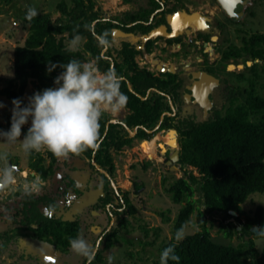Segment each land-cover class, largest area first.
<instances>
[{"label": "trees", "instance_id": "16d2710c", "mask_svg": "<svg viewBox=\"0 0 264 264\" xmlns=\"http://www.w3.org/2000/svg\"><path fill=\"white\" fill-rule=\"evenodd\" d=\"M58 8L61 18L56 22L48 14H38L32 19L24 16V21L29 24V35L24 44L15 49L14 76L1 79L5 86L0 89V97L10 102L19 98L23 107L27 105L25 93L30 83L34 87L32 95L45 88L55 87L54 79L61 69L57 68L49 73V61H95L101 71L111 68V62L104 59L102 49L97 44V38L106 32L99 13L95 11V2L72 0V6H69L62 1ZM76 34L86 39L83 49L69 51L68 42ZM251 54L253 60L264 62V34L253 35ZM116 68L121 76H128L137 91L142 92L131 93L126 82L121 84V91L127 97L126 107L131 111L125 120L126 125L132 130L143 126L145 129L139 130L138 137L142 141L146 140L145 143L152 142L151 138L160 130L175 129L180 135L181 154L178 165L182 166L184 176L172 183L168 192L174 203L181 205V209L174 220L175 236L160 245L162 263L264 264V250L259 254L254 241L255 238H264V208L259 206L251 215L242 208L252 195L264 193V97L256 95L254 90L253 93H229L230 105L225 114H217L211 120L196 122L189 117H182L178 112L176 116H166L161 122L165 112L173 113L165 95L174 100L179 98L180 93H150L148 96L144 92L155 83L140 75L131 58L124 56ZM137 94L143 98L148 97L142 100ZM12 107L11 103L5 115L8 128L11 126ZM109 120L108 114L102 117L97 147L86 150L83 154L95 158L102 169L115 176L116 167L111 152L120 151L124 146L132 147L133 139L122 124H111L107 128ZM158 125L160 128L153 134L147 132L155 130ZM22 130L26 129L23 127ZM48 154L52 159L50 168L45 166V158L41 153L30 154V168L43 180L51 177L52 167L56 162V157L50 152ZM136 187L139 189L142 185L137 183ZM111 190L114 191L112 188ZM15 194L20 195L22 200L20 209L13 215L14 219L23 216L22 222L37 233L36 238L40 241L55 240L65 248L70 247L69 240L72 239V234L78 236L79 229L69 231L61 219L41 213L39 205L44 203L45 198L20 190ZM125 200L130 216H135L136 207L128 198ZM196 212L203 221L202 231L179 240L177 232L185 229ZM207 215L222 216L223 232L231 238L238 236L241 240L239 245L227 246L216 242L210 229L205 226ZM238 226L241 230H238ZM253 227H259V233H253ZM145 229L144 233L147 234V228ZM130 230L129 218H118L113 230L106 233L101 241L92 264H109L106 251L117 242L132 245L134 240L129 237ZM69 233L71 237H68ZM6 238L8 237H0L5 242L1 244L0 255L10 242V238ZM150 244L151 242L146 243Z\"/></svg>", "mask_w": 264, "mask_h": 264}, {"label": "rangeland", "instance_id": "374dc122", "mask_svg": "<svg viewBox=\"0 0 264 264\" xmlns=\"http://www.w3.org/2000/svg\"><path fill=\"white\" fill-rule=\"evenodd\" d=\"M62 1L72 6V0H0V89L5 86L1 79L14 76L15 49L18 46H22L29 35V24L24 21V16L27 15L28 9L35 8L38 14H48L51 16L52 21L56 22L61 18L58 5ZM93 1L97 12L103 15L101 6H103L104 0ZM222 3L224 7L230 9V12L237 13L233 16L237 21L236 28L247 29L248 33H264V0H229L222 1ZM235 34L232 27H229L228 30L225 29L223 33L225 40L228 41L227 43L229 41H234L235 43V36L236 39H239L238 34ZM85 41L86 39L81 42L78 50L83 49ZM236 42L238 43V40ZM241 67L244 69L243 66ZM253 70L252 74L247 72L246 76L247 78H252V83H255L253 88L255 94L264 97V66L259 63L256 66L254 65ZM247 83L245 82L243 85H249ZM33 92L34 87L30 83L25 93L26 104L28 103V97L32 96ZM0 102L5 105L3 109H0V129L7 131L9 128L5 115L10 109L11 102L4 97H0ZM208 104L205 103V105ZM228 106L229 102L223 105L222 114H225ZM205 109L206 112H209L212 107L206 106ZM127 113L128 111L125 107L120 113L111 114V116L113 119L122 120ZM30 123L31 121L29 120V123L24 126L26 130H22L21 139H23V134H26L28 127H30ZM165 138H167V135L164 134V131H160L151 139L152 142L145 143L137 140L133 143V150H128L122 155L115 156L117 165L115 186L131 190V201L134 203L137 213L129 218L131 221L129 237L134 240V243L129 245L117 242L115 246L106 251L108 263V257L110 256L111 264H163L159 248L163 242L170 241L175 236L174 220L181 209V205L175 204L172 200L168 188L172 183L184 176L182 166L166 162L168 152ZM178 150L180 151L179 147ZM174 151L175 149L171 151V155ZM4 152L8 154L7 161L0 159V169L5 167L6 164L7 166H14L15 183L0 191V232L5 231V228L8 227L7 237L10 238V244L2 253L0 261H3L4 264H84L86 259L76 256L71 250L56 251L55 246L39 243L37 242L38 240L33 239V232L15 228V220L12 215L16 212L21 200V196L15 193L19 190L24 192L25 185L33 183L38 187V190L33 191H41L43 187H48L47 192L56 200L59 209L57 211L54 209L49 211L46 205H41L42 212L46 215L61 216L68 221H77L83 230L81 235L90 244H93L98 235H92L90 229L93 225L97 228L100 226L99 223L103 224L106 221L104 216L100 217V221H98L91 219L92 217L89 214L91 205L97 199V195L102 192L101 178L97 174L83 168V163L79 162V160L83 161V156L77 155L74 159L69 156L70 165H75V168L78 169L76 170L77 173L74 174L73 172L71 174V178L75 180L79 190L85 192L82 196H79L72 188L69 189L68 187L69 194L64 196L63 191L67 189L61 180L64 171H57L53 180L43 182L39 175L31 171L30 155L24 154L19 144L11 147H5V145L0 144V154ZM39 153H43L44 156L48 157L49 152L42 150ZM64 160L59 159L57 166H62ZM132 164L133 168L131 167ZM168 165L172 167L170 170L167 168ZM195 175H198V173L195 172ZM134 182L142 183L144 188L143 191L138 193L139 195H135L136 193L131 189ZM259 206L264 208V193L252 195L242 205V208L251 215ZM167 218H170V220L167 221ZM202 223L203 221L199 217L198 212L194 213L190 222L182 231L183 235L179 240H182L187 235L202 231ZM221 223L222 216H206L205 226L210 229L211 235L216 242L227 246H238L241 242L239 237L236 235L233 238L228 237L223 232ZM145 228H147V234L144 233ZM98 229L97 233L101 231L100 227ZM72 238H76L74 234H72ZM3 241V239H0V245ZM254 241L255 249L259 254L262 253L264 250V238H255ZM147 242H151V244L146 245ZM39 245L43 248L40 249Z\"/></svg>", "mask_w": 264, "mask_h": 264}, {"label": "flooded vegetation", "instance_id": "af4514ba", "mask_svg": "<svg viewBox=\"0 0 264 264\" xmlns=\"http://www.w3.org/2000/svg\"><path fill=\"white\" fill-rule=\"evenodd\" d=\"M222 1L229 0H104L103 6H101L103 15L98 13L104 23L105 32L108 35L110 33L113 45L109 49L102 50V55L106 61L111 62V68L115 70H117V63L124 56L131 58L140 75L155 83L153 87L144 92L148 93V96L150 93H180L179 98L174 100L169 95H165L169 100L173 113L165 115L164 118L166 116H176L180 112L182 117H189V119L196 122L211 120L217 114H222L223 105L229 102V93H253L252 78H247L246 74L247 72L252 74L254 72L253 67L256 64L260 63L264 66L263 61L253 60L251 54L252 37L259 32L248 33L247 29L236 28L237 21L233 16L237 13L230 12V9L224 7ZM95 11L97 12L96 9ZM229 27L233 28L235 35L238 34L239 39H236V36L234 37L235 43L234 41L227 43L228 41L224 38L223 33ZM115 31L119 33V36H115ZM122 82H126L131 93H142L134 88L128 76H123ZM245 82H248L249 85H243ZM147 97L144 98L147 99ZM205 103L209 104L205 105ZM206 106L212 107V110L206 112ZM126 109L128 113L122 120L113 119L111 114H108L110 120L107 123V128L111 124H122L128 131L129 127L126 125L125 120L131 111L127 107ZM163 121L164 119H161V122ZM157 127L155 130H147V132L153 134L154 131L160 128L157 129ZM140 129L145 128L137 126L133 130L131 129V131L136 132L134 136H131L128 131L129 136L133 139L132 147L124 146L120 151L113 150L111 152L116 171L115 156L133 150V143L137 140L142 141L138 137ZM160 131H164V134L167 135L169 130ZM106 135L107 131L105 132ZM178 146L181 154L180 135ZM166 147L168 152L166 162L174 164L171 160L174 154L173 152L171 155L173 148L168 144H166ZM41 154L44 156L43 153ZM80 155L83 156V161L79 160L83 163V168L97 174L102 182V192L97 195V199L89 209L91 219L100 221V217L104 216L106 218L103 224L99 223L100 226L97 228L93 225L90 229L92 235H98L92 245L99 251L100 243L105 234L113 230L118 218L131 217L125 199L128 198L133 205L134 203L131 201L130 189L125 190L116 187L115 176H111L106 170L102 169L95 158H90L83 153ZM76 156L70 155L71 159L76 158ZM44 158L45 166L50 168L52 165L51 157L48 154V157L44 156ZM70 162V159L66 158L62 166H57L59 159L56 158V162L52 167L53 173L48 180H43L39 174L30 169L39 175L43 182L53 180L57 171H64L61 180L67 189L63 191V195L68 196L69 187L76 194L82 196L85 191L79 190L77 183L71 178V174L73 172L74 174L77 173L76 170L78 169L75 168V165L71 166ZM178 163L175 164L179 166ZM131 167H134L133 164ZM167 168L170 170L172 167L168 165ZM137 183L134 182L131 186V189L136 193L135 195H139L138 193L144 190L143 186L137 189ZM138 184L142 185V183ZM47 188L43 187L41 191L31 192L35 197L45 198L44 203L39 205L41 213H43L41 205H46L49 211L59 209L56 200L47 192ZM24 193L26 192L24 191ZM21 200L17 210L20 209ZM17 210L13 215L17 213ZM43 214L47 216L45 213ZM53 216L56 219H61L64 227L69 231L71 229L75 230V228L79 229L78 236L83 232L77 221H68L61 216ZM14 220L17 230L33 232L32 237L36 241L38 240L37 242L53 245L56 251L70 250V247L65 248L55 240L47 242L37 239V233L22 222L24 220L23 216H19ZM99 227L101 231L97 233ZM7 229L9 228L7 227L5 231L0 232V237L8 236ZM68 237H71L70 233ZM4 243L3 241L1 244ZM8 244L3 251L8 248ZM42 248L40 246V249ZM1 263L4 264L3 261H0Z\"/></svg>", "mask_w": 264, "mask_h": 264}, {"label": "clouds", "instance_id": "9594fccd", "mask_svg": "<svg viewBox=\"0 0 264 264\" xmlns=\"http://www.w3.org/2000/svg\"><path fill=\"white\" fill-rule=\"evenodd\" d=\"M38 13L29 8L27 18ZM84 37L76 34L68 42L69 51H77ZM98 47L106 50L113 41L107 33L97 38ZM61 69L54 79L55 87L45 88L28 97L22 107V100H12L11 126L7 131L0 129V144L11 147L19 144L26 155L47 150L57 159L70 155H80L86 150L97 147L100 121L105 114H118L127 104V97L121 91L123 76L114 68L101 71L95 61L81 62L72 59L67 63L47 64V71ZM5 105L0 102V109ZM31 121L26 134L23 127ZM7 152L0 159L7 161ZM15 183L14 166L0 169V191ZM38 190L35 183L25 185L26 194ZM182 230L177 238H182ZM70 250L78 257L92 264L98 249L82 235L69 240ZM111 264V257H108Z\"/></svg>", "mask_w": 264, "mask_h": 264}, {"label": "water", "instance_id": "95a60500", "mask_svg": "<svg viewBox=\"0 0 264 264\" xmlns=\"http://www.w3.org/2000/svg\"><path fill=\"white\" fill-rule=\"evenodd\" d=\"M115 36H119V33L117 32V31H115ZM130 89L132 90V88L130 87ZM138 96H140V95H138ZM141 97V96H140ZM143 100H145L146 98H142ZM165 115H171L170 113H165L163 116H162V120L164 119V116ZM160 127V125L157 127V129ZM137 130V129H136ZM128 131L131 133V136H134L135 134H136V132L134 131H131V129H129L128 128ZM173 133V135H174V144L173 145H170L169 144V146L171 147V148H173V149H175V151H174V154L172 155V157H171V160H172V162H174V163H177V162H179L180 161V151L178 150V137H179V135H178V132H177V130H175V129H171V130H169L168 131V134H167V136L168 135H170V134H172ZM232 214H234V215H236V213H232ZM238 230H241V227H239L238 228ZM252 232L253 233H259V227H253L252 229Z\"/></svg>", "mask_w": 264, "mask_h": 264}, {"label": "bare ground", "instance_id": "6f19581e", "mask_svg": "<svg viewBox=\"0 0 264 264\" xmlns=\"http://www.w3.org/2000/svg\"><path fill=\"white\" fill-rule=\"evenodd\" d=\"M174 135L173 133L168 135L167 138H165V142L169 145H173L174 144Z\"/></svg>", "mask_w": 264, "mask_h": 264}]
</instances>
